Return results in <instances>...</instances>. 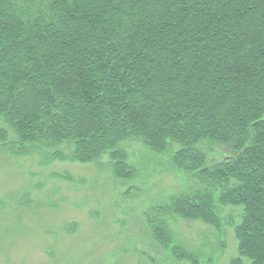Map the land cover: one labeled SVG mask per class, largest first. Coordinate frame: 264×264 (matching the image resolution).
<instances>
[{
    "label": "trees",
    "instance_id": "trees-1",
    "mask_svg": "<svg viewBox=\"0 0 264 264\" xmlns=\"http://www.w3.org/2000/svg\"><path fill=\"white\" fill-rule=\"evenodd\" d=\"M9 132L51 158L107 154L122 180L124 141L171 152L204 185L156 208L155 243L201 264L166 220L220 232L231 207L230 264H264V0H0V142ZM204 145L229 155L209 163Z\"/></svg>",
    "mask_w": 264,
    "mask_h": 264
},
{
    "label": "rangeland",
    "instance_id": "rangeland-1",
    "mask_svg": "<svg viewBox=\"0 0 264 264\" xmlns=\"http://www.w3.org/2000/svg\"><path fill=\"white\" fill-rule=\"evenodd\" d=\"M11 141L9 132L0 142V264H189L155 243L147 224L168 197L204 185L175 168L171 152L124 141L119 149L135 176L122 180L113 175L107 154L79 163ZM204 148L209 163L229 155L220 147ZM238 214L222 208L220 232L170 217L171 246L199 255L201 264H230L238 242L227 218L238 223Z\"/></svg>",
    "mask_w": 264,
    "mask_h": 264
}]
</instances>
